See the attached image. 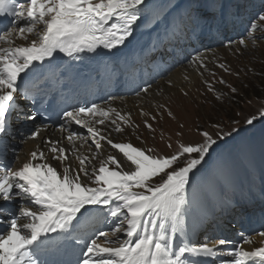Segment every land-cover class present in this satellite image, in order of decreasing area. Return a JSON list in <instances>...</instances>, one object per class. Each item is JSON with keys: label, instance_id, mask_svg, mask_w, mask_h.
Instances as JSON below:
<instances>
[{"label": "snow or ice", "instance_id": "6c2138e0", "mask_svg": "<svg viewBox=\"0 0 264 264\" xmlns=\"http://www.w3.org/2000/svg\"><path fill=\"white\" fill-rule=\"evenodd\" d=\"M249 6L248 0H187L181 19L222 34L231 20L250 15L235 42L243 49L253 37L264 41V0L251 13ZM146 7L147 0H0V16L11 18L0 31V204L19 205L18 211L0 207V217L7 216L0 219V264H192L190 256L214 258L229 246V259L222 264H264V246L246 250L244 245L254 240L243 234L240 244L228 238L209 243L207 237L206 242L192 246L184 242L186 217L196 199L198 180L214 153L257 124L261 125L264 149V106L246 117L243 126L234 120L225 131L213 123L217 131H202L200 141L179 143L170 155L111 138L113 131L123 133L126 127H133L130 113L95 103L77 106L63 111L65 123L60 130L68 132L70 145L82 139L91 155L81 154L75 147L69 151L59 140H47V155L43 150L31 151L18 168L2 162L21 129L35 126L42 114L37 92L47 76L43 65H51L58 53L74 58L99 49L119 50L139 22L147 19ZM227 43L234 42L229 39ZM191 62L207 67L199 55ZM219 67L229 71L224 64ZM219 83L226 84L232 96L239 95V88L222 78ZM205 84L208 92H215L208 81ZM140 91L147 93L149 88ZM224 95L218 93L216 101L222 102ZM141 115L149 113L141 110ZM168 115H173L170 109ZM72 124L86 129L88 135L70 130ZM144 126L153 130L147 120ZM38 136L40 129L34 127L30 138ZM105 144L111 152L101 159ZM96 160L98 167L93 164ZM261 179L264 184V176ZM104 209L109 230L97 229L77 238L81 247L74 259L50 258L56 255L52 249L56 238L72 235L82 220ZM257 235L264 237V230Z\"/></svg>", "mask_w": 264, "mask_h": 264}, {"label": "rangeland", "instance_id": "374dc122", "mask_svg": "<svg viewBox=\"0 0 264 264\" xmlns=\"http://www.w3.org/2000/svg\"><path fill=\"white\" fill-rule=\"evenodd\" d=\"M248 3L250 5L248 8L249 13L261 7V0H248ZM250 19L251 16L245 14L237 17V20L242 21V24L246 27ZM195 27L199 26L193 23L191 25V28L193 29ZM262 27H264V25H262ZM255 35H259V32H257ZM221 50L225 52H221ZM213 53L215 55L210 58V62L206 63L207 67H200L197 72H194L195 74L191 78L190 82L192 87L194 85H196V87L194 86L195 88L193 89L186 88V91H189V89H191L190 96L184 95V91L181 89L178 91H176L175 89V93L169 92L168 94H165L163 90L158 92V87H156L158 85L156 84L153 86H155L157 89L153 90V92L155 94H160L156 95V97L167 95V98L164 99V102H158L156 107L152 104V101H150V99H144V103H146L144 112H151V116H155L156 118L160 117V106L163 105L164 107H166V102L171 100L170 103H167L168 108L173 109L174 117H172V119H169V117L165 116L163 123H165V125L167 124V128L171 131L172 138L174 139L178 138L177 136L179 132L185 130L186 132H183L184 140H186L187 142L196 140L200 141V134L196 135L198 139H195L194 136H188V133L190 132H188L189 130L187 128L190 127L191 130V128H195L196 125L202 131L207 130L213 133L217 131V129L212 128L213 123H219L225 131L233 126L232 122L234 120H239L241 126H243L246 117L257 114L258 109L264 106V41L255 40V37H253V40L250 41L247 47L243 49L238 48L230 51L228 47H221L214 50ZM218 61H221L219 62V64L227 65L231 73L229 74L228 71L226 72L224 71V69L220 68L218 66ZM156 64H161V61L157 60L155 62V66ZM211 72L219 75V77L211 75ZM221 78L227 81V84L239 88V95L232 96V94L228 91L227 85L219 83V80ZM205 81H208L209 83L210 81L212 82L210 84L214 87L215 92L207 91ZM164 84L168 88L172 86L170 85V83H168V81H165ZM256 89L259 92L258 96L255 95L257 92ZM218 93L225 94L222 102H218L215 99V96ZM137 98H142V96H139ZM156 99L154 101H156ZM141 116H143L142 120L151 122V120H149V115ZM135 123L140 127L138 130V135L153 147H158L159 139L156 137L155 132L145 129L140 120H137ZM151 124L154 126V122H151ZM181 125L183 127H181ZM249 131L246 133H249ZM244 135L245 134H241L239 137H237V141ZM142 139L138 140L137 145L135 146L143 148ZM233 140H236V138ZM231 141L223 145L221 149L217 151L216 156H218L220 152H223L222 149L227 147L228 144L231 143ZM126 142H130V140L128 139ZM177 148L174 149V151H176ZM164 154L169 155L171 154V151L167 149L164 151ZM221 155H219L217 159H219ZM224 161L225 155L222 156L220 160L215 161V163L212 164V168L215 169L216 167L222 166ZM208 178L217 181L218 175L217 173H213L212 175H210V173L208 172ZM197 194L200 195L199 191L197 192ZM224 197H226V195H224ZM208 198L209 197L206 195V198L203 199V201H206L208 203ZM2 217H6V215ZM186 220L192 222L193 217H186ZM211 229H214V227H211ZM209 233L210 231L207 233L205 238L210 235ZM200 243H204V240H201Z\"/></svg>", "mask_w": 264, "mask_h": 264}, {"label": "bare ground", "instance_id": "6f19581e", "mask_svg": "<svg viewBox=\"0 0 264 264\" xmlns=\"http://www.w3.org/2000/svg\"><path fill=\"white\" fill-rule=\"evenodd\" d=\"M149 4H150V0H147V5H149ZM169 8H170L169 4L165 1H163L159 5L155 6L153 9L150 10L151 13L149 14L148 18L143 22L145 30L139 31L137 33L138 41L141 43L135 44V46L133 47V53L138 54V52L142 49L143 46H145L146 44L148 45V43H145V42H151L149 44H152L155 42V40H159L162 37L170 35L172 33V31H174V29L177 28L176 23L173 22V20L175 18L174 13L169 14L170 19L168 21L166 18L164 20H159L161 13L162 12H165V13L169 12L170 11ZM167 22H169V24L167 25V27H164ZM135 37H136L135 34H133V36L131 38H129V40H132ZM19 43H21V41H19ZM221 52H225V51L221 50ZM108 53L110 55H113L114 50H112L111 52H108ZM206 53L198 52L196 54L201 56V57H204V55H206ZM225 56H226V53H225ZM221 61H222V59H221ZM218 64H219V62H218ZM213 65H215V64H213ZM225 66L228 67L227 65H225ZM189 70H190L189 68H185V67L184 68L180 67L178 69H175L174 72L173 71L171 72L170 77L168 79H166L167 81H171L172 86L170 88H168L165 86L166 83L165 84L160 83L157 91L163 90L165 94H168L169 92L175 93L176 91L181 89L184 92H187L188 95H190V93H191L190 90L193 89L194 86L196 87V85H194L192 87L191 82H190L191 78L195 74L194 73L195 71L191 72ZM228 72H229V74L231 73L230 70ZM212 73H214V72H212ZM215 76L219 77V75H217V74H215ZM187 77L189 78V81L185 80ZM210 79H211V77H210ZM145 87H147V85H145ZM186 88H191V89L189 91H186ZM175 89H176V91H175ZM156 95H160V94H155V93H153V90H152V91H148L147 93H145V95H143L142 98H137V100L118 97L117 101L118 100L119 101L118 102L116 101L117 103L113 102V103L109 104V106L108 105L105 106V108L113 107V108H116L118 111H120L122 114L130 113L131 114V122L135 123L141 115V110L145 111L146 103H144V99H150V101H152V104L157 107L158 102H164V99L167 98V95H162L159 97H156ZM146 96H148V97H146ZM156 98H159V99H156ZM155 99H156V101H154ZM167 102L170 103L171 100L167 101ZM167 102H166V104H168ZM140 103H142V105H140ZM149 115H151V112ZM27 127L21 129V133H22L21 135H17V138H20L22 140L25 139V142H24V144L19 143V146L15 150V153L19 155V160H16V158L14 157L13 162L9 163L13 168H18L22 165V163L26 162L29 159L31 151L43 150V151H45V153L47 155V146L45 144V134H44L45 131H40V136H38L36 139H31L30 138L31 135H27L24 131ZM97 127H102V126L98 125ZM139 128H138V130H139ZM196 128H197V130H200L202 132V130L199 129L197 127V125H196ZM70 130H75L77 132H81L82 129L78 125L72 124L70 126ZM157 130L160 131V134L162 136H164L165 138H169L171 136V131L167 128V124L166 125L165 124L164 125L163 124L157 125ZM84 131H85L86 136H87L88 135L87 130L84 129ZM53 134H54L52 137L53 140H59L60 142H62L66 138L65 134H59V131H55ZM124 135H130L131 137L135 138L134 133L130 132L128 127L125 128V131L123 133H116L113 131L111 133V138L117 142H124L122 139L119 138L120 136H124ZM182 138H184L183 135H182ZM196 139H198V137ZM130 140H131V143L134 145V141L132 139H130ZM171 145H172V149L177 148V145H175V143H171ZM75 148L79 149V152L81 154L91 155V153L88 152L87 144H85L84 141H82L81 144H79ZM68 149H69V151H71L72 148H68ZM109 152H111V149L109 146H107L105 144L104 145V152L100 158L101 159L104 158V156H106ZM51 162L53 164L56 163L55 161H51ZM72 163H77V162L73 159ZM93 164L98 167L99 166V160L93 161ZM237 192H239V190H237ZM14 203H17V202H14ZM14 203L8 204V205L10 207H12L14 205ZM205 207L206 208H205V211H203V213L206 216L213 215V212L210 210V207H207V206H205ZM244 213H242V215ZM253 214L254 213H247L246 215H244L243 220H241L239 222V225L242 226V228H240L241 231H240V233L237 232L234 235L233 239H230L225 232L220 233L217 236V239L228 238L230 240H233L237 244L242 243L241 234L244 235L243 230L246 229L247 227L255 225L256 222L255 223L252 222V220H254L255 218L256 219H259L260 217L264 218V211H261L260 213L255 214V215H253ZM106 215L107 214H106V211L104 209L102 212H99L98 214H94L90 219L82 220L81 223L78 225V228H80L81 232L75 230L72 234L77 233L78 238H79V237L83 236L85 233H87L88 235H91L93 233V231H95L97 229L105 230L104 227L106 226V224H105V222H106L105 216ZM206 220L209 221V218H207ZM256 224H258V225L257 226L255 225V227H253L254 229L255 228L260 229L262 227L263 228L262 230H264V225L260 224V221ZM215 225H217V227H219L218 223ZM259 231H261V230L257 229L254 233H252L251 235H248V236L253 238L254 243L251 245H244L246 250H252L255 247L264 246V237H260L259 235H257V233ZM61 237H58L54 240V242L57 241L58 243L52 244V249L54 252H56V254L64 253V249L59 248V244L62 242ZM211 242H213V241H211ZM190 246H192V245L190 244ZM80 247H81V245L78 247L79 251H80ZM230 250H231V246H229V248L227 250L223 251L222 255L219 256L220 260L218 262L215 260L218 258V256H216L214 258L190 256L189 258H190L192 264H222L223 261L229 259L228 253Z\"/></svg>", "mask_w": 264, "mask_h": 264}, {"label": "trees", "instance_id": "16d2710c", "mask_svg": "<svg viewBox=\"0 0 264 264\" xmlns=\"http://www.w3.org/2000/svg\"><path fill=\"white\" fill-rule=\"evenodd\" d=\"M256 91H257V89H256ZM255 95H257V96H258V95H259V92L257 91ZM237 105H238V104H237Z\"/></svg>", "mask_w": 264, "mask_h": 264}]
</instances>
